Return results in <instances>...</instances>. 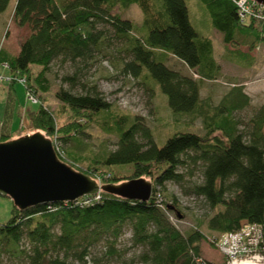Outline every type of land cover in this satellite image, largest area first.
Wrapping results in <instances>:
<instances>
[{
	"label": "trees",
	"instance_id": "1",
	"mask_svg": "<svg viewBox=\"0 0 264 264\" xmlns=\"http://www.w3.org/2000/svg\"><path fill=\"white\" fill-rule=\"evenodd\" d=\"M10 1L0 0V14ZM200 1L221 34L226 52L236 53L252 66L255 58L251 53L264 44L263 22L256 17L243 19L237 0ZM131 5H137L143 13L141 30L147 29L145 36L131 35L136 30L134 23L113 13ZM14 19L20 27L29 28V35L16 56L0 49V66L7 65L13 77L24 79L25 93L37 100L39 107L32 116V127L60 146L63 157L57 154L59 160L75 171L97 180L96 173L103 168L129 166V176L102 172L111 174L101 180L102 184L145 178L153 183V194L148 202L100 192L99 200L85 197L25 211L14 206L11 218L0 224V256L4 249L19 252L26 238L30 264H71L67 258H52L62 251L83 262L93 234L99 238L102 233H109L115 242L124 225L130 223L135 244L148 247L142 257L145 264H215L201 256V244L206 239L201 223L182 234L166 215L175 212L182 216L176 199L166 202L162 198L161 206L158 203L160 193L156 186L185 181L180 169L187 164L183 156L188 155L204 166L202 182L191 193L201 197L211 209L223 206L207 221L211 232L220 236L238 230L243 223L264 226V103L249 121L247 130L240 131L231 115L249 105L250 98L241 86H234L216 106L200 98V81L215 80L219 65L212 41L199 37L193 28L185 0H16ZM101 23H107L118 37L128 40L133 60L125 69L134 77L146 70L144 78H152L160 86L174 114L202 119L204 137L178 131L158 147L152 132L139 119L112 111L97 93L75 95L60 90L55 95L60 102L57 113L41 102L38 90L46 93L49 89L45 78L49 64L58 57L72 62L92 60L101 46V32L97 31ZM170 55L195 70L199 80L170 69L165 64ZM33 66L42 70L34 75ZM13 104L9 99L0 143L11 140ZM90 124L117 135L119 142L115 151L95 157L92 167L83 168L79 162L86 158L66 152L61 143L76 140ZM139 135L146 144L138 141ZM83 243L84 249L79 252Z\"/></svg>",
	"mask_w": 264,
	"mask_h": 264
},
{
	"label": "rangeland",
	"instance_id": "2",
	"mask_svg": "<svg viewBox=\"0 0 264 264\" xmlns=\"http://www.w3.org/2000/svg\"><path fill=\"white\" fill-rule=\"evenodd\" d=\"M15 2L16 0H11L7 9L0 14V49L12 56L18 55L21 44L29 35L27 26L20 27L15 22ZM185 2L193 28L199 37H206L212 41L214 58L219 65L215 80L200 81V98L208 99L216 106L234 86H241L243 92L249 96L250 102L243 110L233 112L231 118L238 123L240 131H245L249 121L264 103V44L259 45L251 53L255 61L252 66H248L236 53L226 52V44L221 34L214 28L207 7L200 0ZM113 13L123 20L134 23L136 30L131 35L147 34V29L141 30L143 13L137 5H131L125 10L116 9ZM97 31L101 32V46L100 50L94 53L92 60L72 62L64 57H58L49 64L45 73L49 89L46 93L38 90V96L47 108L54 113L59 111L60 102L55 95L60 90L75 95L97 93L105 98L112 111L139 119L141 125L152 132L153 140L158 147H162L167 139L178 131L205 136L202 119L194 118L192 115L174 114L160 86L152 78H144L146 70L142 71L140 77H134L130 70L125 69L133 60L127 39L118 37L107 23L97 25ZM244 51L247 52V49L244 48ZM165 64L182 75L197 81L200 78L195 70L189 69L173 55L168 56ZM41 70L42 67L33 66L34 75ZM0 77L3 78L0 83V131L8 100L11 99L14 103L10 109L11 140L33 134L37 130L32 127L31 119L39 107L38 102L33 103L29 99L21 83L14 85L12 81H7V78L13 77L8 69L0 66ZM138 141L143 144L147 142L141 135L138 136ZM118 142L117 135L105 133L98 125L90 124L83 133L77 135L76 140L60 143L66 152H72L79 157L84 156L86 160L79 163L83 168H88L92 167L91 161L95 160V157L115 151ZM183 158L187 164L180 171L184 173L185 181L182 184L168 182L164 186H156V192L161 195H158V198H163L166 202L176 199L182 216L179 218L175 212H166V215L180 233L184 234L198 222L201 223L200 229L206 235L201 244V256L215 264H222L224 257L209 243L210 239L218 235L207 228V221L218 210H223V206L211 209L201 197L191 193L193 187L202 182L204 166L202 162L195 163L189 155ZM107 171L111 174L129 176L132 169L129 166L103 168L96 173V179L100 184L103 178L110 177L111 174H102ZM13 208L14 204L10 198L0 196V224L11 218ZM56 229L59 231V227ZM91 238L85 261L78 262L73 259L71 253L66 255L65 251L54 253L52 258L61 260L67 258V262L71 264H145L142 257L148 252V247L135 244L130 223L124 225L121 235L115 242L109 233H102L99 238L93 234ZM84 246L85 243L78 249L79 252L83 251ZM18 251L4 249L0 256V264H30L26 254L30 251V245L26 238L22 240Z\"/></svg>",
	"mask_w": 264,
	"mask_h": 264
},
{
	"label": "water",
	"instance_id": "3",
	"mask_svg": "<svg viewBox=\"0 0 264 264\" xmlns=\"http://www.w3.org/2000/svg\"><path fill=\"white\" fill-rule=\"evenodd\" d=\"M254 1L264 6V0ZM100 192L148 202L153 184L145 178L100 184L59 160L53 142L41 132L0 143V196L10 198L21 211L76 202Z\"/></svg>",
	"mask_w": 264,
	"mask_h": 264
},
{
	"label": "built area",
	"instance_id": "4",
	"mask_svg": "<svg viewBox=\"0 0 264 264\" xmlns=\"http://www.w3.org/2000/svg\"><path fill=\"white\" fill-rule=\"evenodd\" d=\"M236 4L243 19L256 17L263 22L264 35V6L254 0H237ZM3 68L8 69V66L3 65ZM14 79L22 85L25 83L24 79L15 77L7 78V81H13ZM2 81L3 78L0 77V83ZM29 99L33 103L37 102L31 95H29ZM53 147L56 155L63 157V151L56 142H53ZM87 197L100 199L99 194ZM161 201L162 199L158 198L160 206ZM209 243L224 257L225 260L222 264H264V226L262 225L243 223L238 230L212 238Z\"/></svg>",
	"mask_w": 264,
	"mask_h": 264
}]
</instances>
